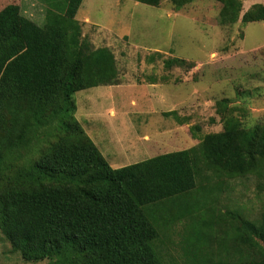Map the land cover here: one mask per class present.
Segmentation results:
<instances>
[{
    "label": "trees",
    "instance_id": "1",
    "mask_svg": "<svg viewBox=\"0 0 264 264\" xmlns=\"http://www.w3.org/2000/svg\"><path fill=\"white\" fill-rule=\"evenodd\" d=\"M44 1L38 24L18 3L0 0V230L12 250L47 264H166L157 242L184 219L183 236L194 235L195 212L206 211L203 222L213 228L196 232L195 252L185 247L192 264H264V213L253 220L239 211L212 213L208 205L224 182H198L205 171L214 174L206 184L223 175L264 178V124L246 128L223 99L222 131L114 167L77 119L75 94L118 84L115 54L83 38V0ZM193 1L173 0L177 9ZM216 1L221 25L264 21V3L242 14L243 0ZM186 63L165 60L169 68Z\"/></svg>",
    "mask_w": 264,
    "mask_h": 264
},
{
    "label": "rangeland",
    "instance_id": "2",
    "mask_svg": "<svg viewBox=\"0 0 264 264\" xmlns=\"http://www.w3.org/2000/svg\"><path fill=\"white\" fill-rule=\"evenodd\" d=\"M13 1L25 16L43 24L44 0ZM256 3L264 0H243L242 14ZM220 9L216 0H195L181 9L173 0H161L157 7L136 0H83L77 14L83 38L95 48L110 47L119 83L77 92L76 117L114 167L188 149L204 135L222 131L223 99L246 128L264 124V21L244 24L240 19L221 25ZM172 58L187 63L166 67L165 60ZM205 173L198 178L205 187L224 182L213 193L216 204L208 205L212 213L239 211L252 220L261 218L264 178L223 175L206 184L214 174ZM196 213L194 235L183 236L189 223L184 219L157 242L166 264H192L185 247L192 245L195 252L196 232L213 228L203 222L210 216L206 211ZM219 248L214 243L211 251ZM227 259L233 262L235 254ZM0 264H47V260H24L0 230Z\"/></svg>",
    "mask_w": 264,
    "mask_h": 264
},
{
    "label": "crops",
    "instance_id": "3",
    "mask_svg": "<svg viewBox=\"0 0 264 264\" xmlns=\"http://www.w3.org/2000/svg\"><path fill=\"white\" fill-rule=\"evenodd\" d=\"M86 20H89L88 18H86ZM90 21V20H89ZM85 128V127H84ZM89 134V133H88ZM91 137V136H90ZM92 138V137H91ZM96 143V142H95ZM97 144V143H96ZM99 146V145H98ZM100 148V147H99ZM101 149V148H100ZM102 151V150H101ZM111 163V162H110Z\"/></svg>",
    "mask_w": 264,
    "mask_h": 264
}]
</instances>
